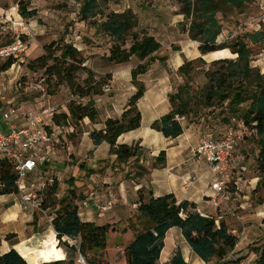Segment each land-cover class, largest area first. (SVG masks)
<instances>
[{
	"label": "trees",
	"instance_id": "16d2710c",
	"mask_svg": "<svg viewBox=\"0 0 264 264\" xmlns=\"http://www.w3.org/2000/svg\"><path fill=\"white\" fill-rule=\"evenodd\" d=\"M77 1L82 2L80 8L82 20L95 18L101 13L98 0ZM218 1L244 7L252 0H184V7L180 12L186 18L191 14L195 17L190 22L187 33L190 39L199 42L197 49L201 56L210 53L209 57L216 58L215 52L220 53V58L210 62V66L218 64V67L213 70L209 68L205 70L208 81L199 90L200 96L208 107L215 105L216 101L219 106L227 101L232 115L235 114L237 105L243 102L248 103L242 117L236 120L233 117L228 126L241 120L243 138L240 142L248 136L255 135L257 137L259 152L256 159L259 173L264 177V73L261 74L258 70L250 67L251 51L247 44V41L251 44L263 43L264 27L246 31L247 41L236 37L230 43H219L217 37L222 29L216 16L218 9L215 3ZM18 8L21 16L25 18H31L37 14V10L35 8L28 9L24 1L18 3ZM137 24L136 14L129 9L122 12H110L102 24L104 31L114 39L109 48L107 60L123 64L127 63L132 56L138 57V64L131 70V78L134 83L141 74L148 70L150 62L156 59L153 53L161 47L160 42L148 30H133ZM129 30L132 31L131 42L126 43L125 35ZM11 42L0 43V45ZM56 45L55 42L45 45L44 54L35 58L28 66L34 69V65H38V68L44 71L48 81L53 80L56 86L63 85L69 89L71 97L65 109L53 113L47 128H53L56 131H60L62 127L67 128L70 131L69 137H72L75 134L74 129L77 130V126L84 118L90 121L98 120L95 96L105 93L104 89L109 84L111 75L105 74L98 77L90 67L84 64L86 58L81 50L72 44H65L60 48L58 55L56 51L59 48ZM235 55V59L227 58ZM160 60L164 61V58ZM196 60L205 63L202 57H198ZM193 61H184L176 73L182 75L186 80L189 79ZM11 62L8 61L4 67H8ZM80 72L86 74L82 81L78 79ZM139 83L136 91L127 99L124 109L118 117L107 118L102 129L89 132L95 146L102 142L109 145V154L115 156L114 163L130 164L131 162V169L125 176L133 179L144 177L150 169L165 162L164 150L154 156L150 164H145L143 162L145 151L139 141L130 144L117 142L121 134L137 129L141 125L138 101L143 96L145 88ZM186 86H188L187 82L169 94L170 111L154 120L150 125L152 129L162 133L166 138H175L182 133L180 119L184 118L191 110ZM80 166L82 168L83 163ZM16 178L14 164L8 157L0 156V196L17 193ZM68 181L71 184L68 193L57 199L58 180L54 177V182L47 186L43 192L41 206L45 209L55 210L51 225L56 232L59 244L70 246L74 251H78L84 257L86 264L107 263L105 256V262H103L101 255L106 250L110 232L130 230L133 233V239L123 249L125 259L119 264H156L164 247V237L172 227L181 230L192 251L206 263H211L214 259L216 263L220 264L227 252L238 243V238L228 232L230 228L225 222H216L214 216L196 211L195 203L188 200L177 201L172 193L154 196L151 190L145 186L137 190L135 199L138 204L137 212L148 223V226L142 231L135 232L125 216H122L125 218V222L120 226L116 222L97 224L93 221H83L79 216V207L75 200L83 199L84 195L75 192V176H70ZM14 236L15 234H7L5 239L13 244L16 242V238L12 239ZM64 236L77 239L78 247L69 245L62 239ZM57 239L47 241L45 245L56 242ZM91 251H99V256L88 257L87 253ZM258 252L259 255L255 258L254 263L264 264V242ZM42 255L45 258L38 264H67L69 262L59 260L63 258L64 254L58 248L57 243L37 253V257ZM37 257L33 260L36 261ZM33 260L31 261L35 262ZM170 263L188 264L178 248L171 257ZM0 264L28 263L14 248H11L5 253H0Z\"/></svg>",
	"mask_w": 264,
	"mask_h": 264
},
{
	"label": "rangeland",
	"instance_id": "374dc122",
	"mask_svg": "<svg viewBox=\"0 0 264 264\" xmlns=\"http://www.w3.org/2000/svg\"><path fill=\"white\" fill-rule=\"evenodd\" d=\"M20 1H24L28 9L35 8L37 10V14L31 18L22 17L18 8V3ZM98 2L100 3L101 13L95 18L82 20L80 15L82 2H78L77 0H0V43L14 41L15 32H21L17 25V21L19 20L23 21L27 28L26 31L28 32V35L21 34L22 39H28L30 41L26 53L15 65L14 72L6 75V79H17L18 82L21 83V87L16 89L17 87L13 84V82H6V87L3 91V95L6 98L14 96L15 105L22 106L24 109L22 111H25L28 108H36V105H38L40 101H46L45 106L42 109L53 107L54 112L64 110L69 98L71 97L69 89L63 85L56 86L53 80L48 81L43 73L44 71L38 68V65H34V69L30 68L28 65L35 58L44 54V46L50 42H55L57 44L56 46L59 50L56 51V54L58 55L60 53V48H62L65 44H68V41H70V44L75 43L78 46H82V43L92 41L90 38L91 31L93 32V36L101 35L104 40L111 38L108 33L104 31L102 26L110 12H122L128 9L131 10L134 14H136L138 19V24L133 30H151V34L160 42L164 50L166 48L172 49V46L173 50H177L178 46L183 47L186 43H189L191 46H195L196 44L195 41L189 38L187 33V28L195 17L191 14L186 18L180 14L182 8L184 7V0H98ZM215 6L218 9L216 16L222 29L221 33L217 37V41L219 43H230L236 37L246 40L245 32L255 30L258 27L257 24H259V22V26L264 27V0H252L251 2L245 4L244 7H237L218 1L215 3ZM16 13L19 16H17ZM10 18L12 21H8ZM15 21L16 24H14ZM250 23H253V27H250ZM75 30L78 31L76 32L78 33V37L74 35ZM226 36L228 37L227 39ZM131 37L132 31L129 30L125 35V42L130 43ZM188 38L190 40H188ZM109 41H114V39L111 38ZM198 43L199 42L197 41V45ZM247 44L251 51L249 62L250 67L258 70L261 74L264 73V42L261 44H251L247 41ZM215 54L217 55L216 58H220V53L215 52ZM156 57L157 56L154 58ZM205 58L208 60L211 59V57L208 56ZM228 58L235 59L236 55ZM208 60L204 63L195 59L192 64L193 68L191 69L189 79L186 80L178 73V77L174 76L175 80H171V86H174L175 90L184 85L185 82L188 84L185 88L187 90L189 107L191 110L184 118H181L180 121L184 127L194 125L196 128L200 129V136L198 138L197 145L202 135L206 133H213V131H221L226 126L231 124V119L233 117L235 120L242 117V114H244L248 104L247 102H243L240 105H237L235 109L236 112L233 115L228 108L227 101H225L221 106L216 104L217 101L215 102V105L211 107L204 104V100L200 96L199 90L202 89L208 81L205 75V70L207 68L213 70L218 67V64L210 66L211 61ZM137 61H139L138 57L132 56L129 62H127L124 66L131 65V67H134L137 65ZM101 76H104V74L100 75V77ZM85 77L86 74L84 72H80L78 75L79 81H82ZM144 81H147V79ZM138 83V81H135L136 88ZM139 84L144 86L142 81H140ZM121 91L122 89L118 87V99L123 92ZM110 94H113V92ZM140 107L145 114V119V107L143 104L140 105ZM45 121L50 123L47 115H45ZM69 132L70 131L65 128L59 134L60 143L54 148L57 154L51 156L50 163H45L41 166L43 169H49L50 174L58 180V196H56V198H62L68 193L69 188H71L68 178L72 176V173L74 172L76 174L75 192L77 194L84 195L83 199L89 198L90 194L94 192L97 193L102 200H104L107 187H110L115 194V203L108 211L99 213L94 208L96 213L92 217L96 218L97 216L98 222L104 223L112 219L110 216L114 213L116 208L128 207L131 214H134L132 218L127 220L130 227H133L135 232H140L145 229L148 226V223L141 220V217L137 212L138 204L136 203V198L129 199V197L125 194L121 195L119 193L120 190L117 187L119 183L105 184L103 183V179L96 180L94 177L95 175L92 176L93 179H89L88 176L92 172L88 169H86V172H80V164L82 161H85L86 156L91 153L89 150L92 147L91 140L85 137L83 141L80 142V137L83 133L81 123L77 126V130L74 129L73 132L75 134L72 137H69ZM237 147L239 152L244 154L245 161L248 160V158L250 159L249 162L246 161L247 169L260 174L257 159L253 157L254 154H258L259 152L257 137L255 135L248 136L245 140L240 142ZM72 150L77 152V155L79 156L77 157V160L73 161L74 166L69 167L68 164H71V161H69L70 156L68 157L67 154ZM98 153L101 156L99 160L107 162L110 168L118 166L119 169L126 168L125 170L128 171L131 169V162L130 164L127 163L123 165L122 163L117 162V164H113V162H111L113 161V155H109L106 158L105 152L100 150ZM73 156L74 155H72V157ZM122 166H124V168ZM119 172L115 173L116 179L118 180L119 176L121 178ZM125 182L128 184V181L125 180ZM90 186H92V188H90ZM254 198L256 199V203L254 205L261 203L264 199V190L254 196ZM83 199H77L75 200V203L78 204V213L81 218L86 219L90 215L88 216L86 211L87 209L82 208L80 204ZM12 200L19 202V199L15 198V195L5 194L0 198V208L3 206L5 207V201L9 203ZM89 209H91V207H89ZM35 213V217L38 218V215H40L46 222H48L44 215L40 213L37 215V212ZM48 214L55 216V210H49ZM116 214L117 218L115 217L113 221L120 226L125 222V218L118 213ZM247 222L248 231L244 227L243 234L241 233V230L243 229L242 224H238L239 226H234L232 228H236L240 235L237 245V254L242 257H246V259L250 261H254L259 255V252H256L258 251V247H256V245L262 241V237L264 235V221L263 219L257 218L255 214L251 213L247 216ZM254 239L256 240L253 241ZM66 242L70 245L74 244L72 240H67ZM122 243H124V239L122 237L120 238L114 236V234H110L108 236L109 254L112 255L114 253L115 246L119 249V246ZM170 246L171 243L170 240H168L165 246V255L163 256L168 255L166 254V251H169ZM104 251L101 255L103 262H105ZM76 253L78 258V251H76ZM88 257H92V255ZM164 258L165 257H163L162 260H164ZM212 260L214 261V259ZM114 264L119 263L115 262Z\"/></svg>",
	"mask_w": 264,
	"mask_h": 264
},
{
	"label": "crops",
	"instance_id": "0c3cea01",
	"mask_svg": "<svg viewBox=\"0 0 264 264\" xmlns=\"http://www.w3.org/2000/svg\"><path fill=\"white\" fill-rule=\"evenodd\" d=\"M17 15V13H16ZM19 16V15H17ZM78 27V26H77ZM149 33H151L149 29ZM83 31V30H82ZM94 31V29H93ZM78 32L75 30L74 35L78 37ZM103 36L97 35L93 36L91 31L90 38L92 41L82 43V46H78L75 43H72L78 50H81L83 56L86 58L85 65L90 67L99 77L100 75L110 74L111 79L109 84L104 89L105 92L103 95L95 96L96 108L98 111V120L90 121L87 118H84L81 121V126L83 133L80 137V142L86 137L91 140L92 147L89 149L91 153L86 156L85 161H82L83 167L80 172H86V169L90 170L92 173L88 176L89 179H93L95 175L96 180H102L103 183H119L117 187L119 188V193L125 194L129 199L136 198L137 190L140 187H146L151 190V193L154 196L164 195L172 193L177 201L188 200L195 203V210L205 215H212L216 218V222H225L229 228L237 227L238 224H242L241 233L243 234L244 227L247 228V216L253 213L257 218L263 219L264 221V199L261 203H256L254 196L258 195L264 190V177L260 174L253 172L247 169L248 160H244V154L239 152L238 147H236L234 152V159L228 165V168L224 174V178L228 183L231 200L229 202V210L235 212V217H232L228 211L217 210L213 207L211 203L210 196L213 195V191L210 187V172L208 168L207 161L205 156L199 155L195 152L197 147V142L199 138V128H196L194 125H188L186 127L182 126V133L175 138H166L162 133L151 128V123L160 118L161 116L167 114L170 111V104L168 101V96L170 93L175 91L174 86H171V80H175L174 76L178 77V68L186 60H195L198 57H202L204 61H207L205 57L210 55V53L201 56L200 52L197 49V41H195V46H191L189 43H186L185 46H178L177 50L168 49L165 50L161 46L158 51L153 53V56H157L156 59L150 62L148 70L141 74L137 81H142L144 83V94L138 101V108L141 113V125L137 129L125 132L121 134L117 142L118 143H133L136 141L140 142L142 149L145 151V159L143 162L145 164H150L151 159L154 156H157L160 151H165V162L162 165L150 169L144 177L141 178H126L125 174L128 170L119 169L118 166L115 168H110L107 162H102L99 160L101 158L98 153L100 150L105 152V157L107 158L109 154V145L106 142H102L100 145L95 146L89 135V132L92 130H99L104 127V121L109 117H118L126 104L127 99L136 91V85L131 78V70L134 67L131 65L124 66L123 64H116L112 61L106 59L109 55V48L114 41H109V39H103ZM188 40H190L188 38ZM70 43V41H68ZM164 61H161V58H164ZM228 58V57H227ZM218 58H211L208 61H212ZM129 62V61H128ZM139 62V61H137ZM138 64V63H137ZM147 79V81H144ZM123 84V86H122ZM122 89V94L118 99V87ZM113 92V94H110ZM8 99V98H7ZM142 102V103H141ZM1 103V102H0ZM46 101H40L37 107L34 109L28 108L25 111L31 110L33 112H39L44 106ZM144 105L145 114L141 110L140 105ZM5 109L4 104H0V112ZM22 106H18V112H23ZM15 122L18 126H23L25 122L20 118L16 117ZM229 126H226L221 131H213L215 137H219ZM0 128H4V124L1 121L0 113ZM240 148V147H239ZM57 152L54 149L52 156L56 155ZM69 161L71 164H68L69 167H73V161L77 160V152L74 150L68 152ZM72 155H74L72 157ZM254 158H257V154L253 155ZM75 158V159H74ZM115 156L113 155V164ZM110 162V164H111ZM116 164V163H115ZM123 165V164H122ZM245 166V170L241 171L240 166ZM124 168V166H122ZM120 170V172H119ZM116 172H119V180L116 179ZM94 173V174H93ZM99 173V174H98ZM52 175L50 174L49 169H43L41 166H37L33 173L28 177L27 184L35 182L38 175ZM76 174L73 172L72 176ZM128 181V184H126ZM92 188V186H90ZM110 188V187H107ZM10 195H15V198L19 199L18 193H11ZM4 196V195H3ZM1 196V197H3ZM0 197V198H1ZM127 201V200H126ZM5 207L0 208V253H5L11 248H14L28 264H38L44 260V256L37 257V253L42 252L45 248L51 245L57 246L62 250L64 256L59 260L69 261L67 264H79L77 262V253L70 246L59 244V241L56 237V232L53 229L50 222H46L40 215L38 218L34 215L36 214L29 208H25L21 203L15 202L14 200L4 202ZM254 205V206H253ZM87 209L88 216L83 221H93L97 224L104 223H114V218L118 213L121 216H125L127 220L132 218L134 214H131V211L128 207L116 208L114 213L111 214L109 221L98 222L97 216L95 215L94 208H84ZM140 216V215H139ZM141 217V216H140ZM117 218V217H116ZM236 218V220H235ZM141 220H146L141 217ZM238 221V222H237ZM146 224V223H144ZM246 225V226H245ZM7 234H15L12 239L16 238V242L12 244L9 240L5 239ZM116 237H122L124 243L120 244L119 249H114L112 255L109 254L108 248V238H107V247L104 251V256L106 259V264H114L115 262L122 263L125 259L123 249L132 239L133 233L130 230L126 232H110ZM57 239L56 242H50L49 245H45L48 241ZM64 241H67V237L62 238ZM170 240L171 246L169 251H166L165 255V246L166 242ZM254 239L253 241H255ZM264 242V235L262 241L259 242L256 247L258 251L261 245ZM251 243V242H250ZM70 245V244H69ZM236 244V257L245 258L237 254L238 249ZM176 248L180 249L184 260L188 264H217L215 261L211 263H206L200 259L190 248L186 240L184 239L181 230L177 227L170 228L165 237H164V247L160 253V257L156 264H171L170 259L173 256ZM256 251V252H258ZM88 256L94 257L99 256V251H91L87 253ZM36 258V261L33 258ZM164 260H162V258ZM35 261L32 262L31 260ZM254 261H251V264Z\"/></svg>",
	"mask_w": 264,
	"mask_h": 264
},
{
	"label": "built area",
	"instance_id": "2783aa9c",
	"mask_svg": "<svg viewBox=\"0 0 264 264\" xmlns=\"http://www.w3.org/2000/svg\"><path fill=\"white\" fill-rule=\"evenodd\" d=\"M8 21H12L11 18ZM14 24H16V21ZM259 24H257L258 27L255 30L259 29ZM17 25L21 32H15L14 41L10 44L0 45V102L5 105V109L1 110V121L4 128H0V156L8 157L14 164L17 173L15 184L20 203L25 208L44 215L51 224L52 216L48 214L49 209L43 208L41 201L44 190L54 182L53 175H38L36 181L29 185L27 179L38 165L42 166L45 163H50L54 148L60 143L59 134L65 128L62 127L60 131L47 128L48 122L45 121V115L50 120L54 112L53 107L44 108L37 113L31 110L19 113L18 106L15 105V97L7 99L3 95L6 82H13L17 87L16 89L21 87V83L17 79H6V75L14 72L15 65L21 60L30 44L28 39H22L21 36V34L28 35L26 25L22 20L17 21ZM250 27H253V23H250ZM8 61H12L11 64L4 67ZM16 117H20L25 124L18 126L15 122ZM242 138L243 123L238 120L219 137H215L213 133L202 135L195 149L197 154L205 156L208 164L210 187L213 191L210 199L213 207L217 210L228 211L227 213L232 217H235V212L229 210L231 194L224 174L228 165L233 161L236 146ZM239 168L241 171L246 169L243 165ZM105 193L104 200L97 193H91L89 198L80 202L82 208L92 207L99 213L108 211L115 203V194L111 188H107ZM56 196L58 195L56 194ZM228 232L239 240L240 235L236 228H230ZM67 240H72L74 244L71 245L78 247L77 239L67 237ZM235 248L236 245L227 252L220 264H251L248 259L237 258ZM77 259L81 264L86 263L79 252ZM252 264L255 263L252 262Z\"/></svg>",
	"mask_w": 264,
	"mask_h": 264
}]
</instances>
